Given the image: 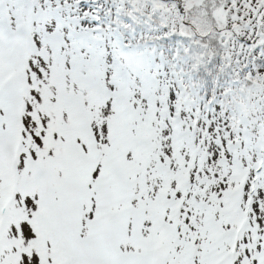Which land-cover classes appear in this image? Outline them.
Here are the masks:
<instances>
[{"label": "snow or ice", "instance_id": "6c2138e0", "mask_svg": "<svg viewBox=\"0 0 264 264\" xmlns=\"http://www.w3.org/2000/svg\"><path fill=\"white\" fill-rule=\"evenodd\" d=\"M232 3L237 16L243 9L249 28L261 27L264 0ZM173 86L182 91L167 99L179 105V77ZM92 97L64 90L43 69L33 68L30 76L13 50L0 49V264H264V163L255 165V178L245 185L247 206L254 210L248 223L227 235L228 241L239 237L235 245L203 246L188 200L180 209L188 228L177 225L175 241L154 247L155 237L170 231L169 210L186 189L161 191L148 178L179 166L184 151L200 156L202 147L174 122L171 135L161 129L170 145L161 154L154 141L141 137L153 132L150 125L159 127L162 111L154 120L151 107L141 115L132 111L135 105L97 98L106 118L101 123L93 119ZM217 110L220 127L208 129L205 143L223 141L236 151L225 140L226 113Z\"/></svg>", "mask_w": 264, "mask_h": 264}, {"label": "rangeland", "instance_id": "374dc122", "mask_svg": "<svg viewBox=\"0 0 264 264\" xmlns=\"http://www.w3.org/2000/svg\"><path fill=\"white\" fill-rule=\"evenodd\" d=\"M93 1L95 0H47L49 5L46 11L50 13L48 15L58 22L62 18L61 24L72 28H65L69 43L71 41L76 43L70 45V50L59 39L62 32L57 35L59 38L52 36L55 32L50 27L47 28L41 18L39 20L42 27L40 25L36 39L33 24L30 25L28 20L26 27L15 29L13 32H9L7 24L0 21V49L13 50L23 67L28 69L30 76L33 68H40L43 69L46 78L57 81L64 90L85 97L91 93L93 96L91 103L94 105L93 119L101 123L105 122L106 118L103 117L100 108L96 107L99 104L97 98L113 104L124 103L130 108L135 105L132 111H139L141 115H146L151 107L154 120L157 118L155 112L162 111L163 115L158 119L159 127L150 125L153 132L141 137L143 140L154 141L161 154L164 148L170 147L167 136L161 129L168 128L171 135L173 127L171 118L180 114L184 130L197 135L196 138L190 139L189 134V140L197 148L202 147V153L196 156L184 151L180 153L179 166L173 163L166 169L165 174L156 173L154 174L156 179L148 178L153 184L161 185V191L174 194L176 191H181V188L186 189L181 191L176 205L169 210L168 214L174 218L170 231L161 232L156 236L154 247H166L175 241L177 225L180 226L181 231L188 228L184 223V214L180 212L185 206V201L188 200L193 201L194 204V206L189 205L192 209L190 222L195 224L200 233V242L203 246L219 245L223 250L225 243L235 245L239 237L233 235L232 240L228 241L227 235L233 232V227L239 232L248 223V212L254 210L247 206L245 185L250 184L251 179L255 178V165L264 163V100L260 106L262 107L260 114L256 115L253 138L252 129L243 119L240 126L236 127L235 134L229 140L231 144L237 146L236 151H232L227 146L228 143L223 141L219 146H214V141L205 143V140L215 133L221 115L215 116L217 110L214 107L211 111L207 109L208 107L203 110L195 108L188 113L184 109L183 99L180 100L179 105L176 101L168 100L167 96L179 92H177L178 87L173 86L174 81L163 63L157 61L155 66L151 67L145 53L139 52L133 46L131 53L121 54L119 41L111 39L109 31H92L98 26ZM34 4L38 6L36 0H31L29 17L31 13L34 15ZM175 6L176 4H173L172 7L175 9ZM176 11H180L178 6ZM35 15L36 19L37 14ZM95 41L96 45H94ZM35 47L37 50H34ZM42 47L51 53L43 56ZM33 52L35 54H32ZM72 53L68 61L67 58ZM118 55L122 59L118 58ZM68 63L71 64L70 68ZM158 100L160 107L156 108ZM171 107L177 110L172 112ZM165 119L168 120V124L163 122ZM190 119L198 121L197 126L192 127L190 123H186ZM208 119H211L210 124L213 123L212 133L208 132L211 125L208 129L206 126ZM205 134H208V137ZM198 172L199 180H197ZM178 176L180 179L176 187H173L172 181ZM221 185L224 187L222 188ZM225 193L228 194L227 203H224ZM241 205L244 207L242 208ZM177 216L179 219H175ZM187 246L191 247V241Z\"/></svg>", "mask_w": 264, "mask_h": 264}, {"label": "trees", "instance_id": "16d2710c", "mask_svg": "<svg viewBox=\"0 0 264 264\" xmlns=\"http://www.w3.org/2000/svg\"><path fill=\"white\" fill-rule=\"evenodd\" d=\"M36 3L35 39L41 18L55 32L52 36L62 32L67 42L66 26L46 11L49 2ZM30 5L31 0H0V20L13 31L23 28ZM92 5L102 27L118 32L147 57L161 61L173 81L181 79L185 110L203 108L215 99V110H223L229 122L225 140L232 139L241 119L252 129L253 138L264 100V21L259 22L261 27L249 28L243 9L237 16L232 0H95ZM215 114L220 117L221 111Z\"/></svg>", "mask_w": 264, "mask_h": 264}]
</instances>
